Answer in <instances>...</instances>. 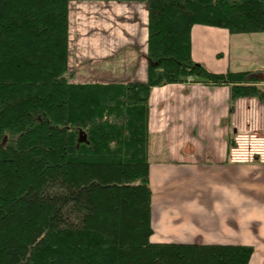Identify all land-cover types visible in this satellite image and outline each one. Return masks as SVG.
I'll return each instance as SVG.
<instances>
[{
    "label": "trees",
    "instance_id": "obj_1",
    "mask_svg": "<svg viewBox=\"0 0 264 264\" xmlns=\"http://www.w3.org/2000/svg\"><path fill=\"white\" fill-rule=\"evenodd\" d=\"M72 1L0 0V264H248L252 246L150 240L148 98L190 79L262 98L256 72L196 62L191 35L264 32V0H116L146 4L148 78L105 84L71 82Z\"/></svg>",
    "mask_w": 264,
    "mask_h": 264
},
{
    "label": "crops",
    "instance_id": "obj_2",
    "mask_svg": "<svg viewBox=\"0 0 264 264\" xmlns=\"http://www.w3.org/2000/svg\"><path fill=\"white\" fill-rule=\"evenodd\" d=\"M109 2L144 3L145 22L139 36L129 34L133 41L120 37L111 51L101 50L102 59L92 67L99 73H83L80 82H145L146 4ZM191 36L196 62L214 72L254 71L264 82V32L231 33L196 24ZM148 105L150 240L252 246L248 264H264V163L231 160L237 140L249 142L261 136L256 133L264 136V96L240 97L233 103L229 85L190 79L152 87Z\"/></svg>",
    "mask_w": 264,
    "mask_h": 264
},
{
    "label": "rangeland",
    "instance_id": "obj_3",
    "mask_svg": "<svg viewBox=\"0 0 264 264\" xmlns=\"http://www.w3.org/2000/svg\"><path fill=\"white\" fill-rule=\"evenodd\" d=\"M109 1L116 0H76L70 3L69 67L75 75L71 82L79 83L83 79L80 78L82 74L88 75L91 71L96 76L99 68L92 67L102 59L98 57L101 56V50L111 51L121 42L117 38L133 41L129 39V34L139 36L138 29L145 22L142 14V11H146L144 3L119 4ZM132 27H136L137 31H131L129 28ZM121 32L127 38H124ZM114 39L116 42L113 41ZM87 67L89 70L86 69ZM262 82L259 81L257 86L264 90V82ZM256 134L262 136L261 133Z\"/></svg>",
    "mask_w": 264,
    "mask_h": 264
},
{
    "label": "built area",
    "instance_id": "obj_4",
    "mask_svg": "<svg viewBox=\"0 0 264 264\" xmlns=\"http://www.w3.org/2000/svg\"><path fill=\"white\" fill-rule=\"evenodd\" d=\"M246 134L247 131H245ZM237 140L231 152V160L234 162H244L253 160L264 163V136L256 137L255 139Z\"/></svg>",
    "mask_w": 264,
    "mask_h": 264
},
{
    "label": "water",
    "instance_id": "obj_5",
    "mask_svg": "<svg viewBox=\"0 0 264 264\" xmlns=\"http://www.w3.org/2000/svg\"><path fill=\"white\" fill-rule=\"evenodd\" d=\"M82 138L86 139V134L85 133H82Z\"/></svg>",
    "mask_w": 264,
    "mask_h": 264
}]
</instances>
